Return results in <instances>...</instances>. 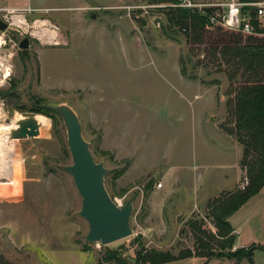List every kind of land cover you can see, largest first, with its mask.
<instances>
[{
    "label": "rangeland",
    "instance_id": "1",
    "mask_svg": "<svg viewBox=\"0 0 264 264\" xmlns=\"http://www.w3.org/2000/svg\"><path fill=\"white\" fill-rule=\"evenodd\" d=\"M164 5L0 0V19L12 23L10 18L19 16L26 22L20 29L13 24L0 30V264H118V258L134 262L140 248L174 255L194 251L193 222L210 237L216 233L208 214L211 200L190 216L161 219L148 203L157 176L182 171L175 198L188 196L195 204L205 193L243 191V147L225 104L219 105L240 79L233 76L230 83L232 73L218 50L239 33L206 31L203 43L193 47L181 34L168 39L161 31ZM23 38L29 46L20 50ZM60 106L76 116L94 162L106 169L104 188L111 200L122 207L132 195L129 237L106 246L85 241L82 199L65 170L72 163L67 128L52 109ZM17 117H35L39 135L10 140L6 124ZM102 131L134 156L126 180L142 179L137 184L142 192L123 197L119 178L128 161H116L104 150ZM211 137L215 143H208ZM228 222L235 234L232 248L209 244L224 257L166 264H250L246 257L237 261L227 255L264 249V186ZM250 257L252 264H264L263 250L254 249Z\"/></svg>",
    "mask_w": 264,
    "mask_h": 264
},
{
    "label": "trees",
    "instance_id": "2",
    "mask_svg": "<svg viewBox=\"0 0 264 264\" xmlns=\"http://www.w3.org/2000/svg\"><path fill=\"white\" fill-rule=\"evenodd\" d=\"M173 1L175 0H158L159 3L166 4L161 10L165 19L161 31L168 39H171L172 35L181 34L193 47L203 43L206 31L215 29L229 31L220 26H212L208 18L197 11L169 7ZM206 12L210 14L212 10L206 9ZM234 38L236 41L223 43L218 53L223 58L227 72L232 73L230 83H234L233 76L238 75L240 79V82L237 81V84L235 83L236 85L229 91L230 97L225 102V107L232 120L236 139L243 147L240 165L244 168L248 181L246 187L243 191L223 193L211 200L208 214L216 229L214 235L208 236L204 230H201L200 224L192 223L196 232L194 251L186 250L174 255L169 251L140 248L134 262L128 263L118 258V264H166L193 257L208 259L224 257L222 253H214L209 244L216 241L222 250L232 248L235 234L228 219L264 186V25L262 29H257L255 34L239 33L235 34ZM181 70L185 75L184 70ZM149 185L147 184L148 187ZM108 253L112 259L116 257L115 252ZM227 257L236 258L239 261L244 257L247 258V253L245 255L244 251L238 249Z\"/></svg>",
    "mask_w": 264,
    "mask_h": 264
},
{
    "label": "water",
    "instance_id": "3",
    "mask_svg": "<svg viewBox=\"0 0 264 264\" xmlns=\"http://www.w3.org/2000/svg\"><path fill=\"white\" fill-rule=\"evenodd\" d=\"M7 28L8 25L0 19V30ZM28 46V39L23 38L18 48L25 50ZM52 109L62 116L67 128V142L72 163L65 170L72 176L75 188L82 199L79 215L88 226L85 241L106 246L129 237L132 199H128L122 207L111 200L104 188V176L107 171L102 164L94 162L88 144L82 138L81 127L76 116L67 106ZM38 135L39 126L35 117H24L16 123V129L9 132L8 138L23 140ZM254 249L264 251L259 246L250 248L247 252L250 264H252L250 256Z\"/></svg>",
    "mask_w": 264,
    "mask_h": 264
},
{
    "label": "crops",
    "instance_id": "4",
    "mask_svg": "<svg viewBox=\"0 0 264 264\" xmlns=\"http://www.w3.org/2000/svg\"><path fill=\"white\" fill-rule=\"evenodd\" d=\"M225 100L220 99L219 100V105L221 108H224L223 105ZM223 102V103H222ZM212 116L209 115V118H206V121L211 120ZM94 122V121H92ZM216 140H219V137H214ZM215 140V141H216ZM208 143H215L211 138H208ZM101 143L102 146L104 147V150L110 152L113 155L114 160L116 161H121V160H127V167L123 171V174L119 179H122L124 181L123 184V197H127L128 195L137 192L139 190L142 192L143 190L138 188L137 184H139L142 179L139 181L137 180H126V176L129 174V172L132 169L133 165V160L134 156H131L129 154H126L121 146L119 144H114L113 141H110V139L107 137V135L102 131V136H101ZM240 171V170H239ZM241 174V172H240ZM157 183L161 184L160 188L156 187V184L150 191L149 195V206L153 210H156L158 212V216L161 219H165L166 217L170 219L178 218L180 215H187L190 216L192 215L195 211H199V209L204 208L205 203L209 200H213L214 198H217L220 194L227 193L234 189L235 187L230 188L229 190H222L219 195L210 197L206 193L204 194L203 198L199 201L198 204H195L194 202L190 201L189 197L186 196L184 197L181 195L180 197L175 196L178 194L177 193V187L182 183L184 179V173L182 171H175L171 172L169 171H164L160 178L157 176ZM240 179V176H239ZM132 196V195H131ZM131 196L129 199H132ZM133 203V199H132Z\"/></svg>",
    "mask_w": 264,
    "mask_h": 264
},
{
    "label": "built area",
    "instance_id": "5",
    "mask_svg": "<svg viewBox=\"0 0 264 264\" xmlns=\"http://www.w3.org/2000/svg\"><path fill=\"white\" fill-rule=\"evenodd\" d=\"M169 7L197 11L199 14L206 16L212 26H220L244 35L255 34L264 22V1L214 0L212 3L196 0H175L169 4ZM206 9H211L212 12L208 14ZM14 18L17 20L20 17ZM10 19L12 23L1 18L8 25V28L13 24L19 29L21 25H26L24 20L23 24H18L15 19L14 22L13 17ZM247 183L248 181L244 176L241 181V189H244ZM156 187L160 188L161 184L157 183Z\"/></svg>",
    "mask_w": 264,
    "mask_h": 264
},
{
    "label": "bare ground",
    "instance_id": "6",
    "mask_svg": "<svg viewBox=\"0 0 264 264\" xmlns=\"http://www.w3.org/2000/svg\"><path fill=\"white\" fill-rule=\"evenodd\" d=\"M16 23H21V24H23V21H19V20H16ZM0 70H2V69H0ZM1 112H0V121H3V117L1 116ZM21 119H23L22 117L20 118V117H17L16 118V122H15V124H14V119L12 118V119H10L9 120V123H7L6 125H8V126H6L7 128H9V129H11V130H13V129H16V123L19 121V120H21ZM13 120V121H12ZM5 125V124H4ZM0 127H1V123H0ZM10 130V131H11ZM0 140H2L1 138H0Z\"/></svg>",
    "mask_w": 264,
    "mask_h": 264
}]
</instances>
